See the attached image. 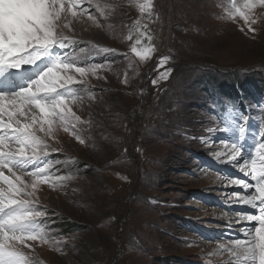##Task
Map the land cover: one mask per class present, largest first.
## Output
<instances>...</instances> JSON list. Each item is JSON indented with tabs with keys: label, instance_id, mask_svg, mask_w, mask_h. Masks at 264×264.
Returning a JSON list of instances; mask_svg holds the SVG:
<instances>
[{
	"label": "rangeland",
	"instance_id": "1",
	"mask_svg": "<svg viewBox=\"0 0 264 264\" xmlns=\"http://www.w3.org/2000/svg\"><path fill=\"white\" fill-rule=\"evenodd\" d=\"M141 2L91 0L84 7L96 22L69 17L64 29L75 37L69 51L79 66L105 67L86 76L73 107L85 143L63 129L50 141L60 150L50 155L52 171L69 179L38 193L59 243L36 242L33 264H218L208 253L244 239L250 227L235 221L253 210L229 203L241 191L229 180L243 175L213 155L227 134L213 140L207 129L224 127L226 104L211 92L220 78L249 88L240 109L252 117L256 138L264 134V8L257 7L250 33L225 18L232 0H152L151 16L140 13ZM136 27L147 33L140 47L156 49L145 61L130 50ZM163 56L170 58L161 65ZM168 69L169 78L154 85ZM64 220L72 226L62 229Z\"/></svg>",
	"mask_w": 264,
	"mask_h": 264
},
{
	"label": "snow or ice",
	"instance_id": "2",
	"mask_svg": "<svg viewBox=\"0 0 264 264\" xmlns=\"http://www.w3.org/2000/svg\"><path fill=\"white\" fill-rule=\"evenodd\" d=\"M86 2L91 4V0H0V264H33L31 250L36 242L59 243L46 224L48 209L40 204L38 193L44 185L55 189L69 179L52 171L50 155L60 150L50 141L63 129L85 143L78 128L81 118L73 107L82 101L86 76L105 67L100 63L79 66L76 56L70 55L76 41L64 32L70 29L69 17L87 14L96 22L84 7ZM137 6L141 14L152 15V0ZM258 6L264 8V0H232L225 18L242 21L241 31L255 33L253 17ZM135 31L138 35L131 53L148 60L156 49L151 44L140 47L147 33L140 27ZM169 58L163 56L160 64ZM171 71L161 73L152 83L167 80ZM224 111V127L207 129L213 140L216 133L227 134L224 150L213 155L243 175L229 180L228 187L241 190L229 203L253 211L238 213L235 221L249 223L244 239L217 243L214 253L208 254L220 257L218 264H264V134L256 138L250 131L252 117L235 102Z\"/></svg>",
	"mask_w": 264,
	"mask_h": 264
},
{
	"label": "trees",
	"instance_id": "3",
	"mask_svg": "<svg viewBox=\"0 0 264 264\" xmlns=\"http://www.w3.org/2000/svg\"><path fill=\"white\" fill-rule=\"evenodd\" d=\"M259 81L261 80L260 77ZM248 80H251L252 78H245ZM226 80V81H225ZM221 80L220 78L212 79V87L211 89L212 94L214 95L216 101L218 104H223V105H230L233 102H235L237 105H239L240 108L244 106L243 103V98L246 96V94H252V92L249 90V88L245 87L243 84V81L241 80H234L231 82L230 80ZM245 82V81H244ZM252 88L255 89L254 92L260 91L258 86H253ZM207 91H210V88H206ZM227 99L225 102H221V99ZM220 105V106H223ZM52 156V154H51ZM54 158V156H52ZM60 165V164H59ZM59 165L57 169H59ZM62 229L64 228H69L72 226V223L66 222L65 220L59 225Z\"/></svg>",
	"mask_w": 264,
	"mask_h": 264
}]
</instances>
